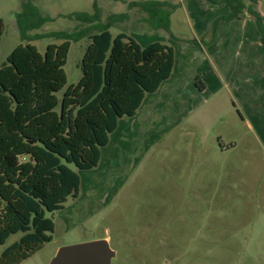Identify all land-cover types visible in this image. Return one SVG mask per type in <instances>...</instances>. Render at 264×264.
<instances>
[{
	"label": "rangeland",
	"instance_id": "rangeland-1",
	"mask_svg": "<svg viewBox=\"0 0 264 264\" xmlns=\"http://www.w3.org/2000/svg\"><path fill=\"white\" fill-rule=\"evenodd\" d=\"M23 2L46 19L29 42L17 26ZM133 2L166 5L150 8L161 17L149 23ZM243 2L264 31V0ZM81 13L97 16L94 27ZM228 13L224 0H0V67L19 45L44 54L64 41L54 34L69 35L59 97L80 81L88 37L102 26L174 51L169 79L119 120L97 167L77 172L78 197L46 214L52 241L21 264H49L63 247L98 240L115 253L111 264H264V48L246 10L226 22Z\"/></svg>",
	"mask_w": 264,
	"mask_h": 264
},
{
	"label": "trees",
	"instance_id": "trees-1",
	"mask_svg": "<svg viewBox=\"0 0 264 264\" xmlns=\"http://www.w3.org/2000/svg\"><path fill=\"white\" fill-rule=\"evenodd\" d=\"M224 3L229 9L224 21L241 19L246 10L264 48L256 9L246 7L243 0ZM165 5L133 2L129 8L139 7L149 16L146 21L154 23L161 12L150 8ZM75 17L93 27L97 22L96 15ZM45 21L35 6L23 2L17 15L21 38L38 39L28 33ZM161 22L166 25L167 20ZM98 30L88 37L80 81L61 97L70 50L65 33L54 34L64 41L49 45L44 54L30 44L19 45L0 67V264H21L52 241L54 224L46 214L62 210L69 198L78 197L77 172L97 167L101 149L119 120L134 117L145 96L157 92L171 76V47L155 42L142 48L124 33L112 37L107 27ZM3 33L0 18V42ZM72 35L87 34L83 30ZM17 234L19 239L2 249Z\"/></svg>",
	"mask_w": 264,
	"mask_h": 264
},
{
	"label": "water",
	"instance_id": "water-1",
	"mask_svg": "<svg viewBox=\"0 0 264 264\" xmlns=\"http://www.w3.org/2000/svg\"><path fill=\"white\" fill-rule=\"evenodd\" d=\"M115 253L106 240L66 246L57 252L49 264H111Z\"/></svg>",
	"mask_w": 264,
	"mask_h": 264
},
{
	"label": "crops",
	"instance_id": "crops-1",
	"mask_svg": "<svg viewBox=\"0 0 264 264\" xmlns=\"http://www.w3.org/2000/svg\"><path fill=\"white\" fill-rule=\"evenodd\" d=\"M118 124H119V122H118ZM118 128V127H117ZM101 157V156H100Z\"/></svg>",
	"mask_w": 264,
	"mask_h": 264
}]
</instances>
